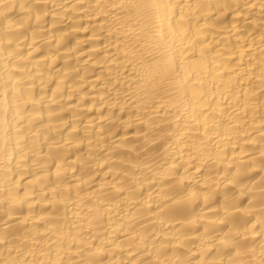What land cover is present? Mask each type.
I'll list each match as a JSON object with an SVG mask.
<instances>
[{"label":"bare ground","instance_id":"1","mask_svg":"<svg viewBox=\"0 0 264 264\" xmlns=\"http://www.w3.org/2000/svg\"><path fill=\"white\" fill-rule=\"evenodd\" d=\"M0 264H264V0H0Z\"/></svg>","mask_w":264,"mask_h":264}]
</instances>
